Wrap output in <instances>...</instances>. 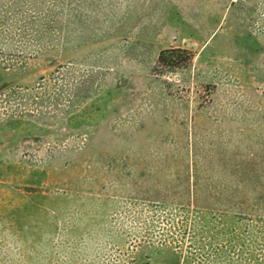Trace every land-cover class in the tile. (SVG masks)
I'll return each instance as SVG.
<instances>
[{"label":"rangeland","instance_id":"obj_1","mask_svg":"<svg viewBox=\"0 0 264 264\" xmlns=\"http://www.w3.org/2000/svg\"><path fill=\"white\" fill-rule=\"evenodd\" d=\"M0 264H264V0H0Z\"/></svg>","mask_w":264,"mask_h":264},{"label":"trees","instance_id":"obj_2","mask_svg":"<svg viewBox=\"0 0 264 264\" xmlns=\"http://www.w3.org/2000/svg\"><path fill=\"white\" fill-rule=\"evenodd\" d=\"M179 51H180L179 49H173V50H170V53H176ZM167 60H168V57L166 56V51H163L159 56V60H158L159 65L167 63Z\"/></svg>","mask_w":264,"mask_h":264}]
</instances>
